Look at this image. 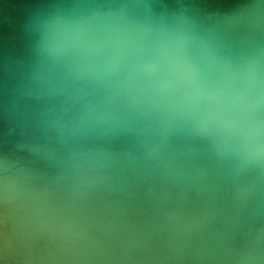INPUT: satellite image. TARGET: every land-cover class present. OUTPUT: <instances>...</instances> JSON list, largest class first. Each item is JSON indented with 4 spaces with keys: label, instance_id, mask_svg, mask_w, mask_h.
<instances>
[{
    "label": "clouds",
    "instance_id": "clouds-1",
    "mask_svg": "<svg viewBox=\"0 0 264 264\" xmlns=\"http://www.w3.org/2000/svg\"><path fill=\"white\" fill-rule=\"evenodd\" d=\"M0 264H264V0H0Z\"/></svg>",
    "mask_w": 264,
    "mask_h": 264
}]
</instances>
